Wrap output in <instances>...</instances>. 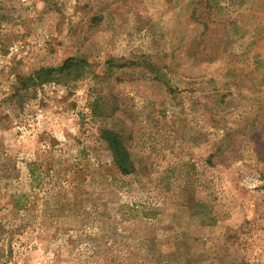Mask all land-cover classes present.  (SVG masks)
<instances>
[{"label": "rangeland", "instance_id": "374dc122", "mask_svg": "<svg viewBox=\"0 0 264 264\" xmlns=\"http://www.w3.org/2000/svg\"><path fill=\"white\" fill-rule=\"evenodd\" d=\"M238 262L264 264V0H0V264Z\"/></svg>", "mask_w": 264, "mask_h": 264}, {"label": "trees", "instance_id": "16d2710c", "mask_svg": "<svg viewBox=\"0 0 264 264\" xmlns=\"http://www.w3.org/2000/svg\"><path fill=\"white\" fill-rule=\"evenodd\" d=\"M125 65H118V67H124ZM83 61L74 58H68L62 63L61 66L57 68H41L33 72L28 76H21L16 78V84L20 89H34L40 86L43 82L49 81H60L63 78L71 77V74L77 73L78 71L83 72ZM76 77V76H74ZM18 92V89L15 90ZM101 138L104 139L106 147L111 153V160L116 168L118 174L121 176L122 180L133 176L135 173L134 164L130 158V154L127 151L125 145L123 144L119 134L115 131L103 129L101 130ZM31 165V164H30ZM29 165V173L32 178L34 177V172L32 166ZM34 165V164H33ZM14 199V198H13ZM14 206H17V200H13ZM237 264H250L248 262H238Z\"/></svg>", "mask_w": 264, "mask_h": 264}]
</instances>
